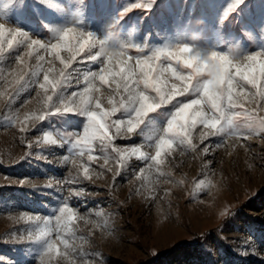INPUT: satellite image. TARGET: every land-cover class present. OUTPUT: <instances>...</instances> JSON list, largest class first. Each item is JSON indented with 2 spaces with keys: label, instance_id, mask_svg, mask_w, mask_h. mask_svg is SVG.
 I'll return each mask as SVG.
<instances>
[{
  "label": "rangeland",
  "instance_id": "obj_1",
  "mask_svg": "<svg viewBox=\"0 0 264 264\" xmlns=\"http://www.w3.org/2000/svg\"><path fill=\"white\" fill-rule=\"evenodd\" d=\"M135 2L148 0H0V23L41 41L53 39L65 27L90 32L107 38L103 48L98 45L93 51L112 53L114 63L120 44L138 46L145 54L189 44L204 55L218 52L237 59L264 51V0H243L227 18L225 12L235 0H156L149 10L125 12ZM9 39L6 35L5 41ZM25 51L14 46L0 58V264H41L46 243L30 240L28 233L37 234L45 218H52L48 227L55 239L54 217L64 203L79 214L73 233L61 230L70 257L52 253L45 264H264V133L247 127L251 115L264 117L254 89L247 87L248 95L240 97L243 108L232 110L239 113L233 116L235 134L202 141V133L209 130L198 124L191 133L196 150L173 146L170 154H162L163 163L151 168L153 162L139 153L126 157L120 167L116 154L101 151L97 144L93 154L99 159L89 163L87 155L73 156L70 144L43 142L44 133L61 139L82 133L87 122L83 115L57 113L35 127L30 121L27 132L19 131L25 114L43 111V74L31 75L39 72L38 55L45 56V70L55 69L52 76L63 68L43 51L25 57L27 68L18 65L16 56ZM127 54L142 53L133 48ZM61 55L68 57L67 52ZM13 70L17 76L29 75L21 82L24 90L10 99ZM98 70V63L78 57L66 70L70 77L60 90L64 99L83 91L85 75ZM164 78L176 82L171 73ZM197 78L211 79L212 73L203 70ZM94 83L101 91L93 95L109 108L115 82ZM190 98L177 97L185 102ZM173 110L171 104L157 109L136 134L117 138L115 146L154 155L149 143L166 127ZM130 115L121 111L116 118ZM81 165L89 168L91 180L84 179ZM60 249L65 250L63 244Z\"/></svg>",
  "mask_w": 264,
  "mask_h": 264
},
{
  "label": "snow or ice",
  "instance_id": "obj_2",
  "mask_svg": "<svg viewBox=\"0 0 264 264\" xmlns=\"http://www.w3.org/2000/svg\"><path fill=\"white\" fill-rule=\"evenodd\" d=\"M42 2L50 3V0H42ZM155 2L156 0H148L147 3L135 2L126 8L125 12L133 9L149 10ZM241 3L243 0H235V3L227 8L225 18ZM6 35H10L11 39L5 41ZM106 44L107 38L98 39L94 34L78 30L75 27L56 30L53 39L41 41L18 28L7 30L5 24L0 23V58H3L4 53L15 46L26 49L23 55L16 56L17 64L24 65L25 68H27L25 57L30 59L41 51L53 56L63 65V68L59 70V75L52 76L55 69L49 67L45 70L41 63L45 61V56L38 55L39 72H32L31 75L43 74V82L39 83V88L44 92L43 111L39 114H25L20 122L19 131L21 133L29 130L30 121L35 127L36 122L44 121L49 115L57 113L80 114L87 120L82 133L69 134L63 139L57 135L53 136L51 133H44L43 142L61 146L70 144L69 152L73 156L81 158L87 155L89 163L99 159L97 155L93 154L96 145L99 144L101 151L110 150L116 154L120 167H123L126 157L139 153L141 159L153 162L148 165L151 168L153 164L158 166L163 163L162 154H170L173 146H187L196 150L197 145L192 143L191 133L198 124L209 130L202 133V141L209 136L235 134L232 127L233 116L239 115V113L232 110L243 108V105L240 104V97L248 95L247 87L250 86L255 90L254 95L259 98L261 106H264V51L237 59L233 54L218 52L204 55L189 44L157 48L151 54H145L142 48L135 45L120 44L118 45L117 60L114 63L112 53L93 51L98 45L103 48ZM133 48L142 54L128 55L129 49ZM62 52H67V59L61 55ZM78 57L82 61L98 63L99 70L87 73L84 77L86 86L83 91H74L71 98L66 101L60 90L70 77L66 70L71 68ZM165 61L168 63L165 64ZM172 61H175L176 66H173ZM49 63L51 62L49 61ZM184 70H187V74ZM203 70L212 73V78L198 79L197 77ZM166 73H171V78L178 83L169 84L168 80L164 78ZM9 75L14 77L10 99H15L24 90L25 84L21 82L25 80V76L29 75V72L26 71L17 76L13 70ZM97 80L101 85H109L113 81L116 84L115 89L112 90L113 95L108 99L109 108L102 105L100 96L93 95V93L101 91L94 83ZM58 94H60L59 100H57ZM185 96L194 98L187 99L186 102L177 99V97ZM54 98L57 102H54ZM168 104H171L174 110L167 125L162 131H158L152 142L149 143V147H155L154 155L146 154L138 147L121 149L115 146L114 141L117 138H126L129 134H136L149 114ZM121 111L130 112V117L125 120L117 119V114ZM247 127L264 133V117L251 115ZM219 146L218 144L217 147ZM208 151V147L203 148L205 154ZM69 159V156H64L65 162ZM72 163L75 164L76 161L73 159ZM107 163L108 159L105 156L104 165ZM81 166L84 179L91 180L89 168ZM200 184H204V181H200ZM81 194V192L74 193L76 196ZM24 216L25 214H22V218ZM27 219H32V217L28 216ZM36 219L38 220L39 217ZM78 219V212L64 203L58 208V215L54 217L55 239H52V229L48 227L52 218H45L44 227H40L37 234L28 233L30 240H44L46 243L39 257L41 264H45V257L52 253L65 258L70 257V245L67 239H62L61 230L65 234L73 233L74 225ZM60 244H63L64 251H61Z\"/></svg>",
  "mask_w": 264,
  "mask_h": 264
}]
</instances>
